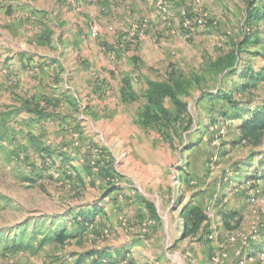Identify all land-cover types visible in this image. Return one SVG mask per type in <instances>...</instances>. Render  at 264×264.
<instances>
[{"label": "rangeland", "instance_id": "374dc122", "mask_svg": "<svg viewBox=\"0 0 264 264\" xmlns=\"http://www.w3.org/2000/svg\"><path fill=\"white\" fill-rule=\"evenodd\" d=\"M165 1L175 22L203 13L208 27L173 34L154 0H0V234L75 233L16 253L0 244V264H264V181L245 164L259 149L231 144L240 120L218 96L244 80L215 66L264 22L246 24L251 0ZM149 80L181 85L172 127L142 123ZM235 99L264 101V82ZM31 134L55 153L35 184L25 177L45 160ZM193 207L207 221L185 236ZM94 209L83 232L75 217Z\"/></svg>", "mask_w": 264, "mask_h": 264}, {"label": "trees", "instance_id": "16d2710c", "mask_svg": "<svg viewBox=\"0 0 264 264\" xmlns=\"http://www.w3.org/2000/svg\"><path fill=\"white\" fill-rule=\"evenodd\" d=\"M263 21L264 22V0H251L250 7L247 11L246 24L250 25L253 22ZM264 32L260 28L255 27L251 33H245L242 40L235 42L230 51L222 56L215 64L216 68L221 69V72H225L228 79L235 76H241L244 81L240 84H233V88L229 92H222L218 96L226 99L231 105L233 111H221L224 118L239 119L240 122L237 124L236 129L238 133V139H233L231 144L233 146L244 142L246 145L253 149H259L251 153L249 159L245 162L248 169L255 167L254 179H260L264 181V101L255 103L252 99H235L237 94L247 92L255 88L260 82H264V51L262 49H253L264 46V37H261ZM181 85L163 81L149 80L147 82V88L145 97L147 99V105L142 113V123L144 125H165L168 128L172 127L177 122V114H174L171 109L167 106V100H171L180 111H183L186 104L178 99V89ZM31 101L24 103L25 108L33 113L32 115L39 117L42 121L47 113L44 111H38L33 106H30ZM35 119H37L35 117ZM34 119H31L33 122ZM27 123L30 120L27 119ZM30 143L33 145L35 150L45 160L43 166L39 167L38 171L33 169L36 176H26V181L31 184H35L39 177L48 173L50 164L47 163L49 159H53V151L43 145V141L36 135H29ZM60 156L66 160L67 154L59 153ZM51 159V160H52ZM256 161V163H253ZM242 178V177H241ZM93 212L80 213V217L76 216L77 224L79 229H83V232L91 225L97 223V213L99 209H94ZM190 216V218L188 217ZM231 213L224 214L223 218L227 225H229L228 218ZM185 219L184 235L189 236L198 232L203 224L207 221L206 213L200 211L196 207L190 209ZM21 227V226H20ZM67 227H56L50 230L49 227L43 229L40 226L32 228L29 236H27V228H19L18 230H11L6 234H0V244H3V252L16 253L21 249H27L32 246V241L37 240V237L41 238L38 240L37 249L41 248L46 242L50 240L59 241L64 237H73L75 233H68ZM34 229V230H33ZM80 230V231H81ZM82 232V233H83ZM81 233V234H82ZM5 239V240H4ZM4 240V241H2ZM89 255L93 256L92 252ZM126 260V259H125ZM82 262V259L76 261V264ZM92 261L91 264H94Z\"/></svg>", "mask_w": 264, "mask_h": 264}, {"label": "built area", "instance_id": "2783aa9c", "mask_svg": "<svg viewBox=\"0 0 264 264\" xmlns=\"http://www.w3.org/2000/svg\"><path fill=\"white\" fill-rule=\"evenodd\" d=\"M154 2L157 17L163 22H167L173 34H180L183 38H190L196 29L206 28L210 23L206 14L196 12L187 13L185 11L182 12V18L179 22H175L173 20L174 15L170 2L165 0H154ZM109 28L112 29V26ZM91 32L93 35H97L100 32V28L93 26Z\"/></svg>", "mask_w": 264, "mask_h": 264}, {"label": "crops", "instance_id": "0c3cea01", "mask_svg": "<svg viewBox=\"0 0 264 264\" xmlns=\"http://www.w3.org/2000/svg\"><path fill=\"white\" fill-rule=\"evenodd\" d=\"M172 7H173L174 10H176V9L174 8V6H172ZM7 39H8L7 41H9V38H7ZM10 41H11V40H10ZM11 45H12V41H11ZM4 46H8V42L1 41V40H0V50H2Z\"/></svg>", "mask_w": 264, "mask_h": 264}]
</instances>
